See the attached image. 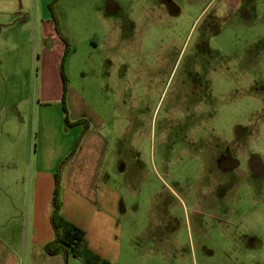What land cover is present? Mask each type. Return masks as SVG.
<instances>
[{
    "label": "rangeland",
    "instance_id": "1",
    "mask_svg": "<svg viewBox=\"0 0 264 264\" xmlns=\"http://www.w3.org/2000/svg\"><path fill=\"white\" fill-rule=\"evenodd\" d=\"M98 5L65 23L64 52L56 37L26 45L19 22L0 28V121L39 164L69 144L62 186L117 189L133 264H264V0Z\"/></svg>",
    "mask_w": 264,
    "mask_h": 264
},
{
    "label": "crops",
    "instance_id": "2",
    "mask_svg": "<svg viewBox=\"0 0 264 264\" xmlns=\"http://www.w3.org/2000/svg\"><path fill=\"white\" fill-rule=\"evenodd\" d=\"M73 1L66 0L69 6L64 9L59 6L61 0H0V28L7 29L19 22L26 32V45L31 42L45 45L46 41H50L48 38L56 37L62 43L64 52L65 40L68 44V39L71 40L70 30L65 23L75 22L77 17H81L86 24L91 15L103 13L98 5L100 0L97 1L98 7L94 5L95 0H91L87 7L81 8L71 7ZM185 3L190 5L188 1ZM100 20V25L107 26L106 17ZM112 28L113 39H118L117 24L113 20L106 35H102V40L107 44L111 40V35L107 34ZM5 38L1 41L2 45L12 39L10 35ZM88 40L93 42L90 38ZM14 127L19 126L12 125L6 117L0 121V264H85L72 255H50L43 249L44 244L54 238L50 214L56 167L66 154L63 152L68 151L69 144L62 145L57 152H53L55 155L51 154L45 163L39 164L37 158L31 156L30 146L27 150L25 139L14 134ZM79 153L67 160L66 170H70L82 156H78ZM29 156L31 161H28ZM85 170L86 164L75 169V172L86 175ZM63 179L60 175V213L84 231L88 248L105 259L107 264H133L135 248L131 246L135 231L131 226L126 230L123 227L125 205L117 189L101 183L99 189L95 188L94 199H89L88 192L82 195L78 193L80 184L64 187L61 185ZM130 230V238H133L125 246L122 237Z\"/></svg>",
    "mask_w": 264,
    "mask_h": 264
},
{
    "label": "trees",
    "instance_id": "3",
    "mask_svg": "<svg viewBox=\"0 0 264 264\" xmlns=\"http://www.w3.org/2000/svg\"><path fill=\"white\" fill-rule=\"evenodd\" d=\"M68 46L69 44L65 40V48ZM60 208L59 175L57 173L50 214L54 238L44 244V251L50 255L61 254L64 257L72 255L81 259L85 264H107L105 259L96 255L88 248L84 231L65 219L60 213Z\"/></svg>",
    "mask_w": 264,
    "mask_h": 264
},
{
    "label": "flooded vegetation",
    "instance_id": "4",
    "mask_svg": "<svg viewBox=\"0 0 264 264\" xmlns=\"http://www.w3.org/2000/svg\"><path fill=\"white\" fill-rule=\"evenodd\" d=\"M231 73H232L231 71H229L228 73H226L229 76V80H230V77L232 75ZM230 86H231V82H230Z\"/></svg>",
    "mask_w": 264,
    "mask_h": 264
}]
</instances>
